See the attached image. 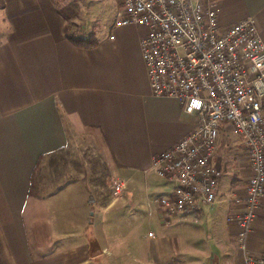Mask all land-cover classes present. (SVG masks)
I'll return each mask as SVG.
<instances>
[{
  "label": "crops",
  "instance_id": "1",
  "mask_svg": "<svg viewBox=\"0 0 264 264\" xmlns=\"http://www.w3.org/2000/svg\"><path fill=\"white\" fill-rule=\"evenodd\" d=\"M0 3V264H243L246 254L264 255V197L239 241L233 216L245 209L252 170L229 125L221 127L213 158L219 182L227 183L214 205L182 217L157 205L171 184L159 180L152 159L196 118L178 100L151 92L140 52L144 28L110 20L87 30L95 47L81 48L67 38L69 24L51 0ZM214 3L223 27L254 17L264 43V0ZM74 134L95 141L113 175L126 180L108 204L90 202L83 179L51 193L40 182L39 196L28 194L39 157L64 150ZM55 197L64 203L59 218L41 216ZM143 223L148 240L133 236V246L123 247L125 230Z\"/></svg>",
  "mask_w": 264,
  "mask_h": 264
},
{
  "label": "built area",
  "instance_id": "2",
  "mask_svg": "<svg viewBox=\"0 0 264 264\" xmlns=\"http://www.w3.org/2000/svg\"><path fill=\"white\" fill-rule=\"evenodd\" d=\"M114 25L145 29L140 52L151 92L178 100L196 118L187 135L152 159L157 176L171 184L157 205L172 217L214 205L221 172L213 158L221 127L229 125L252 170L245 209L233 216L243 243L264 197V43L255 18L223 27L214 0H118ZM125 187L116 177L112 193ZM243 264H264V255L246 254Z\"/></svg>",
  "mask_w": 264,
  "mask_h": 264
},
{
  "label": "rangeland",
  "instance_id": "3",
  "mask_svg": "<svg viewBox=\"0 0 264 264\" xmlns=\"http://www.w3.org/2000/svg\"><path fill=\"white\" fill-rule=\"evenodd\" d=\"M79 3L80 11L76 18L78 23L74 22L71 26L72 30L78 31L79 28L86 31L90 29L96 30L101 24L115 20L118 0H91L90 2L79 0ZM39 177L41 186L44 188L41 191L48 193L56 191L69 181L83 179L89 185L90 194L93 197V201H96L97 206L108 204L119 196L112 193L114 181L116 180L112 167L103 158L96 142L89 140L86 136L80 137L74 134V136L70 137L69 144L64 150L47 155L42 161ZM159 180L162 181L161 178ZM223 183L226 182H219L220 189ZM223 192L225 191L223 190ZM71 197L73 198V195ZM53 200L49 205L45 203L40 212L41 216L44 215L51 220L59 218L60 213H57V211L60 212L62 205H64L59 197H55ZM54 202L55 204L53 205ZM126 217L130 223H134L131 215ZM148 229L149 225L147 223H143L136 230L129 227L124 232L126 239L122 246L128 245V247H132L133 236L134 239L137 236L139 242H146L148 240ZM79 233L82 234L81 237H84L86 229L79 230Z\"/></svg>",
  "mask_w": 264,
  "mask_h": 264
},
{
  "label": "trees",
  "instance_id": "4",
  "mask_svg": "<svg viewBox=\"0 0 264 264\" xmlns=\"http://www.w3.org/2000/svg\"><path fill=\"white\" fill-rule=\"evenodd\" d=\"M56 7L57 13L69 24V30L66 34L67 38L77 47L81 48H93L97 45V40L94 37L93 32L87 31H76L72 30L71 26L73 25V20L78 16L80 11L79 0H51ZM44 159V156H40L36 162L31 178L28 194L31 196L38 197L40 191V177L39 173L41 171V161ZM89 220V225L91 224Z\"/></svg>",
  "mask_w": 264,
  "mask_h": 264
},
{
  "label": "water",
  "instance_id": "5",
  "mask_svg": "<svg viewBox=\"0 0 264 264\" xmlns=\"http://www.w3.org/2000/svg\"><path fill=\"white\" fill-rule=\"evenodd\" d=\"M89 201L93 202V197H92V195L90 193H89Z\"/></svg>",
  "mask_w": 264,
  "mask_h": 264
}]
</instances>
